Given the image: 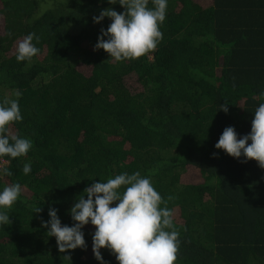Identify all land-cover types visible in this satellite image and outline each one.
Segmentation results:
<instances>
[{
  "label": "trees",
  "instance_id": "1",
  "mask_svg": "<svg viewBox=\"0 0 264 264\" xmlns=\"http://www.w3.org/2000/svg\"><path fill=\"white\" fill-rule=\"evenodd\" d=\"M108 8L125 11L108 0H0V103L18 99L23 120L11 129L33 142L3 158L12 175L0 190L19 183L22 194L0 226V264H100L95 226L83 229L85 248L61 253L42 220L55 208L72 226L86 187L137 171L174 211V264H264V169L215 148L229 126L250 133L264 103V0H168L156 49L123 62L94 50L112 21L93 17ZM29 33L40 53L17 62Z\"/></svg>",
  "mask_w": 264,
  "mask_h": 264
},
{
  "label": "clouds",
  "instance_id": "2",
  "mask_svg": "<svg viewBox=\"0 0 264 264\" xmlns=\"http://www.w3.org/2000/svg\"><path fill=\"white\" fill-rule=\"evenodd\" d=\"M108 3H119L125 11L118 13L108 8L93 17L97 24L105 17L112 21L106 30L101 29L94 50L103 49L116 62L135 60L153 52L163 39L161 26L166 20L168 0H151V7L149 0H108ZM34 39L39 43V37L29 33L19 41L17 62H30L40 53ZM20 95L19 91L15 93L17 98ZM220 110L227 113V104ZM22 120L18 99L0 103V177L12 175L3 163L4 157H24L33 148L31 139L21 137L11 129L13 123ZM215 148L237 159L255 160L264 169V103L254 111L250 133L238 138L235 128L229 126ZM31 170V163H25L23 173L28 175ZM21 194L19 183L0 190V226L10 224L8 213ZM166 205L150 177L142 176L139 171L124 172L106 182L100 180L86 187L69 210L74 222L72 226L62 225L55 208H49L50 219L42 220V225L48 229L49 237L56 238L61 253L85 248L83 229L91 224L95 226L93 253L100 264H105L101 249L110 250L118 264H174L180 243L179 232L174 223V211ZM33 212L40 213L42 209L36 207Z\"/></svg>",
  "mask_w": 264,
  "mask_h": 264
}]
</instances>
